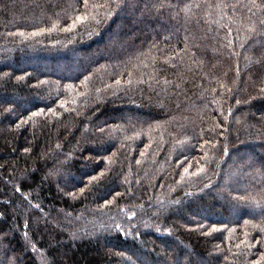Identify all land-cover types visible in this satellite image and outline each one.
<instances>
[{"label":"trees","instance_id":"obj_1","mask_svg":"<svg viewBox=\"0 0 264 264\" xmlns=\"http://www.w3.org/2000/svg\"><path fill=\"white\" fill-rule=\"evenodd\" d=\"M262 88L264 0H0V264H264Z\"/></svg>","mask_w":264,"mask_h":264},{"label":"snow or ice","instance_id":"obj_2","mask_svg":"<svg viewBox=\"0 0 264 264\" xmlns=\"http://www.w3.org/2000/svg\"><path fill=\"white\" fill-rule=\"evenodd\" d=\"M118 6H119V5H118ZM81 19H82V18H81ZM260 93H261V94H264V88H262V89L260 90ZM237 103H239V101H237ZM26 151H27V149H26ZM224 151L227 152V149L225 148ZM81 191H83V189H82ZM117 227H119V226H117ZM11 264H15V261H12Z\"/></svg>","mask_w":264,"mask_h":264}]
</instances>
